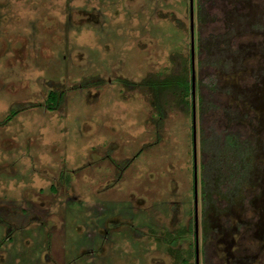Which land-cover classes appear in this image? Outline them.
<instances>
[{"label":"rangeland","instance_id":"1","mask_svg":"<svg viewBox=\"0 0 264 264\" xmlns=\"http://www.w3.org/2000/svg\"><path fill=\"white\" fill-rule=\"evenodd\" d=\"M191 3L198 264L202 218L214 264H264V0ZM188 26V0H0V264H180L158 238L192 218L191 118L168 90L159 118L139 81L181 69ZM229 126L238 183L215 154Z\"/></svg>","mask_w":264,"mask_h":264},{"label":"trees","instance_id":"2","mask_svg":"<svg viewBox=\"0 0 264 264\" xmlns=\"http://www.w3.org/2000/svg\"><path fill=\"white\" fill-rule=\"evenodd\" d=\"M200 3H196L199 6ZM197 35L201 29V17L197 16ZM182 67L177 72H170L160 77H146L139 81V83L145 84L150 87L153 95V105L158 113V116L162 115V105L159 101L160 94L168 90L172 95L175 96L176 102L180 108L186 111L189 115L191 113V93H190V61L189 52L188 57L183 59ZM121 81L128 84L135 82H129L125 78ZM212 79L201 81L200 79L196 85V96L198 101V108L200 110V124L203 122V109L205 103L214 105L215 99L213 98L214 84ZM204 87V88H203ZM63 91L61 89H49L46 92L44 98L45 108L53 109L60 102ZM17 108H10L8 117L14 114ZM200 143L202 150H204L205 142L207 139L205 134L202 133V126L200 129ZM215 154L219 164L224 172L225 180L232 183H238L244 175L248 164L250 163L249 156V145L244 141L240 128L238 126H229L222 130L219 140L216 143ZM204 162L200 161V169L203 171ZM67 176L65 177V179ZM200 182V197L201 207L204 210L206 198L208 193L205 188L204 174L199 179ZM201 227V247L200 255L202 264H214L213 257L210 248L206 243V231L207 224L204 218L200 220ZM166 243V248L172 255L178 259L180 264H193L191 258H193V229H192V218H189L185 225L176 226L173 230H164L161 236L158 238ZM186 240L184 247L178 246L180 241Z\"/></svg>","mask_w":264,"mask_h":264},{"label":"water","instance_id":"3","mask_svg":"<svg viewBox=\"0 0 264 264\" xmlns=\"http://www.w3.org/2000/svg\"><path fill=\"white\" fill-rule=\"evenodd\" d=\"M189 14V61H190V93H191V158H192V229H193V264H198L197 246V213H196V168H195V125L193 104V40H192V3L188 0Z\"/></svg>","mask_w":264,"mask_h":264}]
</instances>
